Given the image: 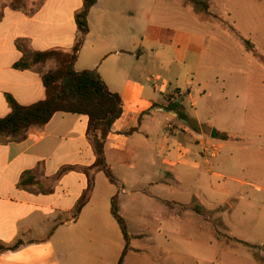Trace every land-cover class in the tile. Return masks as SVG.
Instances as JSON below:
<instances>
[{
  "label": "crops",
  "instance_id": "crops-1",
  "mask_svg": "<svg viewBox=\"0 0 264 264\" xmlns=\"http://www.w3.org/2000/svg\"><path fill=\"white\" fill-rule=\"evenodd\" d=\"M10 1L5 0L0 13V119L12 111L7 95L22 106L46 99L42 76L55 69V62L27 70H18L15 64L33 52L71 53L80 37L76 14L84 6V0H30L39 4L13 9ZM165 2L169 3L167 10L171 16H180L185 8L191 7L182 0ZM159 3L161 0H98L90 10L89 33L74 65L76 72L98 71L109 90L119 94L123 103L144 104L142 109L136 107L130 117L123 112L106 140L107 163L120 186L112 184L103 172L97 173L88 204L78 218L74 217L88 178L80 171L59 174L68 167L89 168L96 162L94 147L87 135L89 118L85 115L59 112L43 128L32 129L25 140L0 141V242L6 246L18 241L24 243L14 252L0 254V264H120L126 240L112 215V201L116 197L127 228L130 223L145 225L147 219L153 218L159 226L158 234H166L165 238L171 236L170 246L149 242L161 262L168 254H179L184 207L196 200L206 209L200 185L206 177L213 192L228 197V202L225 201L233 211L237 202L249 195L245 187L264 191L260 184L233 176L235 162L240 159L234 147L228 148L232 136L210 120L213 95L208 83L219 87L220 77L207 79L199 73L197 86L192 87V82H188L189 90L177 89L170 94L166 92V82L158 89L164 95L162 101L155 92L151 96L146 88L135 83L134 58L140 59L145 50L153 51L164 30L171 34L167 49L176 55L178 62L187 64L188 53L196 51V64L191 62L188 74L206 56L202 55L203 48L196 49V42L203 43L210 38L190 31L194 30L190 27L165 29L152 24ZM244 49L252 55L245 46ZM171 95L179 100L184 113L199 131L184 120L177 121L176 113L164 109ZM159 113L168 123L167 129L159 127ZM205 127L225 134L228 140H218L215 136L214 140H207ZM216 169L223 170L227 176ZM26 175L40 185H21ZM191 178L198 190L191 203L183 204L179 196ZM218 179L228 181L220 185L216 183ZM131 236L134 242L151 235L140 232ZM99 238L111 245L107 256L104 249L95 247ZM236 241L248 253L232 255L236 259L232 260L234 264H264V254L250 251L264 249V237L261 242L244 238ZM128 250L142 253L132 247ZM127 255L128 251L122 264Z\"/></svg>",
  "mask_w": 264,
  "mask_h": 264
},
{
  "label": "rangeland",
  "instance_id": "rangeland-1",
  "mask_svg": "<svg viewBox=\"0 0 264 264\" xmlns=\"http://www.w3.org/2000/svg\"><path fill=\"white\" fill-rule=\"evenodd\" d=\"M4 2L5 0H0V13ZM210 3L213 16L198 15L191 7L185 8L180 16H171L167 10L169 3L161 0L152 23L165 29L183 30L190 27L194 29L190 31L210 38L203 43L196 42V49L203 48L202 55H206L202 58L203 63L198 68L192 67L193 71L188 74L191 62L196 64V51L191 50L188 53L187 64L178 62L176 55L167 49L171 34L164 30L159 36L158 44L153 46V51L145 50L140 59L137 56L134 58V80L140 88H146L151 96L155 92L162 101L164 95L159 93L158 89L161 90L166 82V92L170 94L177 89L189 90L188 82H192V87L197 86L199 73L200 76L205 74L207 79L220 77L219 87L213 82L210 85L208 83L209 92L213 95V117L210 120L215 121L219 128L232 136L228 148L234 147L240 159L235 162L237 166L234 165L233 176L264 186V63L247 54L244 49V42L248 40L264 54V0H210ZM22 4H28L29 8H32L39 2L22 0ZM197 27L199 29L195 31ZM49 61L55 62L56 68V61ZM46 64L38 67L44 68ZM136 107L142 109L144 104L139 101H125L123 112L130 117L135 114ZM157 119L159 127L167 129L168 123L162 120L164 118L161 113ZM189 119L192 120L190 117ZM203 129L207 140H214L212 128ZM216 172L226 175L220 169H216ZM227 181L228 179H218L216 183L223 185ZM193 184L195 182L192 178L184 184L183 193L179 196L183 204L194 200L198 186ZM200 185L204 190L202 202L206 213L200 215L186 210L181 234L183 237L178 244L179 254H168L163 261L158 260L161 257L151 249L149 242H163L168 245L171 236L167 235V240L166 234L159 235V226L151 218L147 219L145 225L130 223L129 235L147 232L151 236L134 242L131 240L128 248H136L142 253L127 250V260L124 264H234L236 259L232 255L248 253L242 244L236 243V239L244 238L253 242L263 240L264 191L257 192L252 187H245V192L249 195H245L246 200L238 201L233 211L230 209V203H227L228 197L211 190L208 177ZM98 240L99 243L95 247L104 249L107 256L111 246L109 241L104 242V239L101 242V238ZM250 251L257 255L264 254L262 248Z\"/></svg>",
  "mask_w": 264,
  "mask_h": 264
},
{
  "label": "trees",
  "instance_id": "trees-1",
  "mask_svg": "<svg viewBox=\"0 0 264 264\" xmlns=\"http://www.w3.org/2000/svg\"><path fill=\"white\" fill-rule=\"evenodd\" d=\"M182 1L190 5L197 14L211 16L209 0ZM97 2L98 0H84L82 10L76 14L80 37L71 53L61 50H52L44 53L33 52L24 60L15 64L16 69L27 70L42 66L49 60H55L57 66L54 70L42 76L46 89L45 100L31 106H22L11 95H7V101L12 111L7 117L0 119V140L9 142L25 140L32 129L43 128L59 112L85 115L89 118L87 135L94 147L96 162L89 168L68 167L59 174L61 176L70 171H80L88 178L87 189L83 192L74 209L75 218H78L91 198L97 173L103 172L112 184L120 186L107 163L105 145L113 125L122 117V99L119 94L109 90L98 71L76 72L74 69L78 53L83 46L85 37L89 33L88 16L90 10ZM10 6L13 9L24 8L22 0H12ZM244 46L256 60L262 64L264 63V54L252 42L246 40ZM167 99L169 104L164 109L168 112L176 113L179 119L186 121L194 130L199 131V127L193 121H190L189 117L184 113L179 100L175 99L174 95L168 96ZM214 136L222 140H227L228 138L226 135L217 132H214ZM29 184L40 185L33 178L26 175L23 177L21 185L27 186ZM184 208L200 215L206 213L205 208L196 200L191 206H185ZM112 215L118 222L127 242L126 250L123 254L124 257L133 237L129 235L126 221L120 214L117 197L112 201ZM22 245H24L22 241H18L12 246H6L0 242V254L10 251L14 252ZM123 257L120 264L123 262Z\"/></svg>",
  "mask_w": 264,
  "mask_h": 264
}]
</instances>
